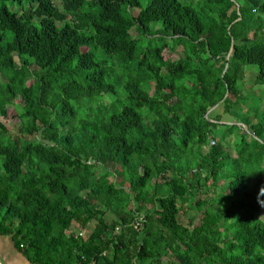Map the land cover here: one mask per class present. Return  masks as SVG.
<instances>
[{
  "label": "trees",
  "instance_id": "trees-1",
  "mask_svg": "<svg viewBox=\"0 0 264 264\" xmlns=\"http://www.w3.org/2000/svg\"><path fill=\"white\" fill-rule=\"evenodd\" d=\"M143 1L0 0V232L44 264H264V0Z\"/></svg>",
  "mask_w": 264,
  "mask_h": 264
},
{
  "label": "rangeland",
  "instance_id": "rangeland-1",
  "mask_svg": "<svg viewBox=\"0 0 264 264\" xmlns=\"http://www.w3.org/2000/svg\"><path fill=\"white\" fill-rule=\"evenodd\" d=\"M55 1H59V0H55ZM180 1L185 3V4L192 5L197 10H201L202 11V9L206 8L205 5H204L203 0H180ZM143 4H144V1L142 0V5ZM234 8H237V5H234ZM130 11L132 13H135V9H130ZM256 13H259V12H256ZM260 15L263 16V14H260ZM159 25H157V26H159ZM132 34L135 35L136 33L132 30ZM252 34H253V32L250 31L249 34H248L249 37H252ZM165 36H160V37L157 36V37H155V39H157L156 41L159 42V43L162 42V41H168L169 42V40H170L169 37H165ZM138 37H141V40L146 42L149 36L143 35V34H138ZM143 41H142V43H143ZM170 44L171 43L169 42V45ZM172 47H173V51L175 53H172L171 57L179 56L180 53H181V50H182L181 49L182 46L181 45H175V44L173 45L172 44ZM165 53L170 56V54H168L167 52H165ZM14 58L19 63V61L17 60V57L14 56ZM243 69L245 70L244 74H243V78L241 79V81L240 80L238 81V85L240 84L239 85L240 86V94L241 95H245V96H251V97L252 96H256L258 94L261 95L262 86L256 84V82L254 81L255 75L257 73V66L254 65V64H245ZM0 76L4 80H6V77L4 75H2L1 73H0ZM5 83L6 82L0 81V88H2ZM15 101L17 102L18 99L15 100ZM248 102H250V100ZM235 107H236V105L234 104V106L231 109L233 110V109H235ZM209 112H210L211 117H212V118H209L210 121L215 123L213 125V128H212V136H214L215 139H220V138H222L223 132L225 130V125L228 124V123H232L235 120L232 117H230L228 114L223 112V108L222 107H215L212 110H210ZM218 116H219L220 120L216 121L215 119H213V117H218ZM0 122L9 131H11L12 133L16 132V129H17V117H16L15 110H14L13 106L10 105L8 107L6 116H0ZM240 126H241V130H243V131L246 129L245 125L241 124ZM30 137H33V135H30ZM236 139H237V135H235L233 133H230L225 138V140L223 142V145L230 152H233V150H234V140H236ZM209 144H211L210 141H209ZM108 179L109 180L113 179L116 182L117 186H121V187H124V188H129V184L127 182L121 181L122 179H121L120 176H117L116 178H114L112 176H109ZM118 198L120 199V197H118ZM180 205H182V204H180ZM101 209H103V211H104L103 216H104V219L106 221L110 222L116 217L113 212H111L110 210H106L103 206L101 207ZM193 214H195V211L189 209L186 205H182L181 209H180V211L178 213V217H177L178 221L181 224L189 225V219H190V217ZM194 223L197 224L198 223V219H195ZM138 226H140V225H138ZM118 230H119L118 227H116L114 231L116 233H118ZM68 231L69 232L71 231V232H73L75 234H78V233L85 234L87 232V230L78 229V227H76V225H74V224L70 227V229ZM136 258L137 257L134 258L135 259L134 262L136 264H170V262L168 260H174L175 259V257H173L172 254H170V256H168V258L164 257L163 258L164 261H161L160 263H158V262L155 263V262H152L150 260L139 261V260H136Z\"/></svg>",
  "mask_w": 264,
  "mask_h": 264
},
{
  "label": "crops",
  "instance_id": "crops-1",
  "mask_svg": "<svg viewBox=\"0 0 264 264\" xmlns=\"http://www.w3.org/2000/svg\"><path fill=\"white\" fill-rule=\"evenodd\" d=\"M0 264L44 263L34 261L29 252L17 244L12 233L0 232Z\"/></svg>",
  "mask_w": 264,
  "mask_h": 264
},
{
  "label": "built area",
  "instance_id": "built-area-1",
  "mask_svg": "<svg viewBox=\"0 0 264 264\" xmlns=\"http://www.w3.org/2000/svg\"><path fill=\"white\" fill-rule=\"evenodd\" d=\"M210 143L213 144L214 143V139H210ZM133 225L136 228L138 225H140V219L134 220L133 221Z\"/></svg>",
  "mask_w": 264,
  "mask_h": 264
},
{
  "label": "water",
  "instance_id": "water-1",
  "mask_svg": "<svg viewBox=\"0 0 264 264\" xmlns=\"http://www.w3.org/2000/svg\"><path fill=\"white\" fill-rule=\"evenodd\" d=\"M225 96H226V95H225ZM220 102H221V101H219V102L216 103L214 106H212V107L208 110V112H209L210 110H212L213 108L217 107V106L220 104Z\"/></svg>",
  "mask_w": 264,
  "mask_h": 264
}]
</instances>
